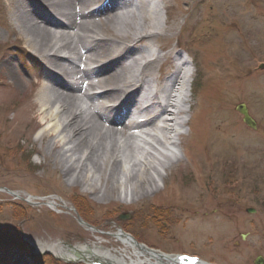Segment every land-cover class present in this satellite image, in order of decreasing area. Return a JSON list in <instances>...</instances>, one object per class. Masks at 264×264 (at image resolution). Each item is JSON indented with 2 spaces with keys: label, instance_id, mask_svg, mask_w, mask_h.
<instances>
[{
  "label": "rangeland",
  "instance_id": "rangeland-1",
  "mask_svg": "<svg viewBox=\"0 0 264 264\" xmlns=\"http://www.w3.org/2000/svg\"><path fill=\"white\" fill-rule=\"evenodd\" d=\"M15 3L0 0V240L13 245L0 250H7L3 264H63L38 249L82 245L124 256L125 246L112 237L118 228L172 259L264 260V0H154L164 34L142 47L160 48L163 58L179 53L191 75L199 76L192 77L196 88L189 86L194 106L185 116L178 159L171 158L160 191L137 204L95 202L86 187L72 188L43 156L35 96L44 64L21 39ZM9 60L14 76L4 68ZM239 104L246 105L255 130L242 123ZM52 200L55 207L45 205Z\"/></svg>",
  "mask_w": 264,
  "mask_h": 264
},
{
  "label": "bare ground",
  "instance_id": "bare-ground-1",
  "mask_svg": "<svg viewBox=\"0 0 264 264\" xmlns=\"http://www.w3.org/2000/svg\"><path fill=\"white\" fill-rule=\"evenodd\" d=\"M101 4L108 13H85L89 5ZM15 6L21 39L44 64L35 96L43 156L72 188L86 187L95 202L137 204L158 193L171 158L178 159L181 130L189 123L185 116L194 106L186 83L199 72L192 76L177 52L163 58L160 48L142 47L164 34L154 0H16ZM12 67L10 60L4 63L14 76ZM183 68L188 81L180 77ZM124 160L132 163L125 166ZM54 201L46 205L53 208ZM112 237L125 246L124 256L114 255L117 264H175L120 229ZM57 253L84 258L78 247Z\"/></svg>",
  "mask_w": 264,
  "mask_h": 264
},
{
  "label": "water",
  "instance_id": "water-1",
  "mask_svg": "<svg viewBox=\"0 0 264 264\" xmlns=\"http://www.w3.org/2000/svg\"><path fill=\"white\" fill-rule=\"evenodd\" d=\"M235 110L242 115V122L243 124H245L248 128L255 130L256 126H255V122L254 120L250 117V115L248 114L247 108L245 106V104H239L235 107ZM249 213H254L253 210H248ZM121 219H124L121 217ZM253 264H264V260L261 256H258Z\"/></svg>",
  "mask_w": 264,
  "mask_h": 264
},
{
  "label": "trees",
  "instance_id": "trees-1",
  "mask_svg": "<svg viewBox=\"0 0 264 264\" xmlns=\"http://www.w3.org/2000/svg\"><path fill=\"white\" fill-rule=\"evenodd\" d=\"M194 88H196V87H195V84H194ZM30 156H31V155H30ZM30 156H28V159H27V161L29 160ZM30 165H31V164H30ZM78 200H80V201H82V202H83V198H81V197H79V198H78Z\"/></svg>",
  "mask_w": 264,
  "mask_h": 264
}]
</instances>
